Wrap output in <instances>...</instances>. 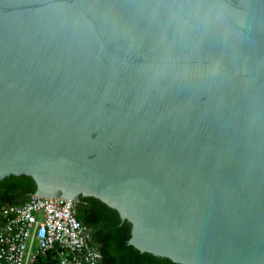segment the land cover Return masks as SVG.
<instances>
[{
    "label": "water",
    "instance_id": "95a60500",
    "mask_svg": "<svg viewBox=\"0 0 264 264\" xmlns=\"http://www.w3.org/2000/svg\"><path fill=\"white\" fill-rule=\"evenodd\" d=\"M10 176L139 253L264 264V0H0Z\"/></svg>",
    "mask_w": 264,
    "mask_h": 264
},
{
    "label": "built area",
    "instance_id": "2783aa9c",
    "mask_svg": "<svg viewBox=\"0 0 264 264\" xmlns=\"http://www.w3.org/2000/svg\"><path fill=\"white\" fill-rule=\"evenodd\" d=\"M91 232L76 218V204L32 196L22 205L0 208V264H100L89 244Z\"/></svg>",
    "mask_w": 264,
    "mask_h": 264
},
{
    "label": "trees",
    "instance_id": "16d2710c",
    "mask_svg": "<svg viewBox=\"0 0 264 264\" xmlns=\"http://www.w3.org/2000/svg\"><path fill=\"white\" fill-rule=\"evenodd\" d=\"M36 192L30 178L13 177L0 181V208L6 205H22ZM76 218L90 232L89 244L100 255V264H175L168 259L139 253L127 244L130 225L122 222L118 214L92 198H82L76 204ZM36 264H55L49 257L39 258Z\"/></svg>",
    "mask_w": 264,
    "mask_h": 264
}]
</instances>
